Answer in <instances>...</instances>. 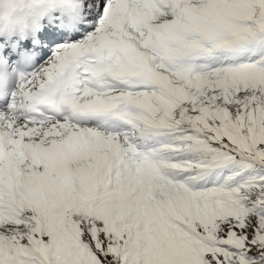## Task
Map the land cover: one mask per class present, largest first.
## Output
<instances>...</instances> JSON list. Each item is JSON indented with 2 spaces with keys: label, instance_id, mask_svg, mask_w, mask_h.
Returning <instances> with one entry per match:
<instances>
[{
  "label": "snow or ice",
  "instance_id": "6c2138e0",
  "mask_svg": "<svg viewBox=\"0 0 264 264\" xmlns=\"http://www.w3.org/2000/svg\"><path fill=\"white\" fill-rule=\"evenodd\" d=\"M31 14L0 27V264H264V0Z\"/></svg>",
  "mask_w": 264,
  "mask_h": 264
},
{
  "label": "clouds",
  "instance_id": "9594fccd",
  "mask_svg": "<svg viewBox=\"0 0 264 264\" xmlns=\"http://www.w3.org/2000/svg\"><path fill=\"white\" fill-rule=\"evenodd\" d=\"M28 16V7L26 3L13 2L5 3L0 9V17H3V25L5 27L20 23Z\"/></svg>",
  "mask_w": 264,
  "mask_h": 264
}]
</instances>
